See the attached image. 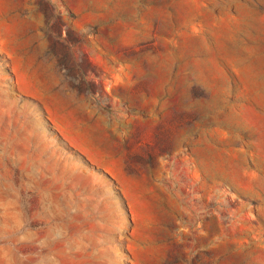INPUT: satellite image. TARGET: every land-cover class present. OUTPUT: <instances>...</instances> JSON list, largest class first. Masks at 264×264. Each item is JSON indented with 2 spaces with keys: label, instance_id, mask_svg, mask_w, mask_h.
Returning <instances> with one entry per match:
<instances>
[{
  "label": "rangeland",
  "instance_id": "374dc122",
  "mask_svg": "<svg viewBox=\"0 0 264 264\" xmlns=\"http://www.w3.org/2000/svg\"><path fill=\"white\" fill-rule=\"evenodd\" d=\"M0 264H264V0H0Z\"/></svg>",
  "mask_w": 264,
  "mask_h": 264
}]
</instances>
